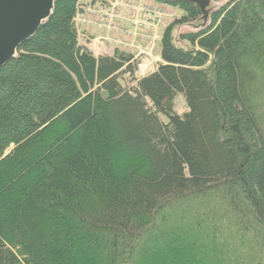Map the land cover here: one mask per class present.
I'll return each instance as SVG.
<instances>
[{
	"label": "trees",
	"instance_id": "16d2710c",
	"mask_svg": "<svg viewBox=\"0 0 264 264\" xmlns=\"http://www.w3.org/2000/svg\"><path fill=\"white\" fill-rule=\"evenodd\" d=\"M155 1L182 15L143 78L82 0L0 69V264H264V0Z\"/></svg>",
	"mask_w": 264,
	"mask_h": 264
},
{
	"label": "built area",
	"instance_id": "2783aa9c",
	"mask_svg": "<svg viewBox=\"0 0 264 264\" xmlns=\"http://www.w3.org/2000/svg\"><path fill=\"white\" fill-rule=\"evenodd\" d=\"M172 16L164 7L146 2L98 0L93 6L80 7L74 22L79 38L88 39V31L97 28L110 36L108 40L120 50H133L135 77L140 79L154 72L161 63L154 55L161 41L158 29Z\"/></svg>",
	"mask_w": 264,
	"mask_h": 264
},
{
	"label": "water",
	"instance_id": "95a60500",
	"mask_svg": "<svg viewBox=\"0 0 264 264\" xmlns=\"http://www.w3.org/2000/svg\"><path fill=\"white\" fill-rule=\"evenodd\" d=\"M56 0H0V69L16 58L21 45L31 39L51 17ZM189 3L201 11L205 26L214 10L212 0H166ZM199 27V26H197Z\"/></svg>",
	"mask_w": 264,
	"mask_h": 264
},
{
	"label": "rangeland",
	"instance_id": "374dc122",
	"mask_svg": "<svg viewBox=\"0 0 264 264\" xmlns=\"http://www.w3.org/2000/svg\"><path fill=\"white\" fill-rule=\"evenodd\" d=\"M109 1H112V0H109ZM129 1H136V2H140V3H145L146 2L148 4H153L154 6L155 5L162 6V7H164V10L169 11L170 13L173 14L172 18L169 21H167L164 26L162 25L160 27V29H158V33L160 31L161 35L163 33V30L165 29V27L167 25H169L170 23L174 22L176 19H178L182 15V12L179 11L176 7L158 3L155 0H129ZM96 2H98V0H82L81 8L84 9L86 7H89V6H93V5L96 4ZM214 9H215V6H214ZM192 30H193L192 28H188V27H184L183 29H181L182 32H189V31H192ZM89 31L91 33L94 32L96 34V36H94V38H92V39H91L90 36H89L88 39H86L85 37H81L80 38L81 45H84L87 48L90 47L91 45H94L97 53H99V52L104 53L102 55L108 54L109 53L108 50L111 51V47H112L113 50L119 49L118 47H116V45L114 43H112V42H110L108 40L110 36L107 37V35L105 34L104 31L103 32L99 31V29H97V28L90 29ZM89 31H88V35L90 33ZM126 49H129V48H126ZM159 49H160V43L158 44V49L154 52L155 57H158L160 59V55L158 54ZM126 51L133 52V50H126ZM134 53L137 54V51L134 50ZM99 54L101 55V53H99ZM263 98H264V95H263ZM260 103L263 105L264 104V100H262ZM175 111L179 115H183L187 111L186 103H185V101H184L182 96H178L176 98V100H175Z\"/></svg>",
	"mask_w": 264,
	"mask_h": 264
},
{
	"label": "crops",
	"instance_id": "0c3cea01",
	"mask_svg": "<svg viewBox=\"0 0 264 264\" xmlns=\"http://www.w3.org/2000/svg\"><path fill=\"white\" fill-rule=\"evenodd\" d=\"M89 36L91 37V39L92 38H94V36H96V34L94 33V32H90L89 33ZM108 47V46H107ZM96 56H99L100 54L99 53H101V55L102 54H104V53H102V52H99V53H97V51H96V49H95V47H94V45H91L90 47H88ZM108 54H106V55H111L113 52H114V50L112 49V47H111V51L110 50H108ZM158 54L160 55V49H159V51H158Z\"/></svg>",
	"mask_w": 264,
	"mask_h": 264
}]
</instances>
